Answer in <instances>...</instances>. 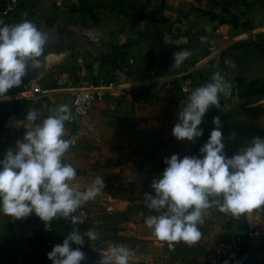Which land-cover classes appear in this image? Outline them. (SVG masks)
Here are the masks:
<instances>
[{
  "label": "crops",
  "instance_id": "obj_1",
  "mask_svg": "<svg viewBox=\"0 0 264 264\" xmlns=\"http://www.w3.org/2000/svg\"><path fill=\"white\" fill-rule=\"evenodd\" d=\"M88 10L110 18L116 42L140 37L155 43L160 39L161 45L138 44L103 58L81 53L49 68L46 79L38 83L42 94L35 100L6 93L10 99H0V160L7 149L15 150L16 141L27 130L24 125L34 126L25 119L29 110H37L43 119L50 108L69 104V87L111 78L114 88L86 115L65 126L67 131L72 124L78 137L70 160L73 166L87 163L93 180L104 167L111 178L106 181L116 187L97 196L105 210L111 206L107 215L115 212L121 217L112 226L116 241L107 242L127 246L130 260L142 264H205V256L216 243L234 241L245 225L250 250L245 252L240 244L224 262L264 264V211L253 210L234 219L210 208L200 226L201 239L192 246L161 241L144 223L145 217L158 214L147 208L144 193L155 195L151 182L162 174L165 158L172 154L183 158L190 152L200 156V148L215 127L214 117L229 120L220 125L227 157L252 138H264V0H18L11 16L18 20L39 14L79 16ZM209 45L216 51H207ZM182 49L192 55L174 67L173 54ZM217 71L231 84V95H221V107L212 106L205 113L198 126L202 136L177 140L172 129L190 94L181 93L178 85L188 80L192 91L210 82ZM57 78H61L59 86ZM72 185L86 189L79 176ZM37 232L25 217L14 219L0 213V264H26L34 259Z\"/></svg>",
  "mask_w": 264,
  "mask_h": 264
},
{
  "label": "clouds",
  "instance_id": "obj_2",
  "mask_svg": "<svg viewBox=\"0 0 264 264\" xmlns=\"http://www.w3.org/2000/svg\"><path fill=\"white\" fill-rule=\"evenodd\" d=\"M48 41V34L29 20L15 24L0 20V99H10L6 93L22 84L29 66L33 70L42 67L40 57ZM191 55L189 49L175 52L173 66L180 67ZM231 87L219 71L214 72L210 82L190 92L172 135L188 141L202 136L198 127L202 118L212 106L221 107L220 97L231 95ZM39 117L35 109L26 113L25 119L34 126L24 125L27 130L16 141L15 150L7 149L0 160V213L20 219L34 212L45 224L59 218L70 219L74 225L83 223L87 216L77 215L78 209L94 200L105 183L97 176L84 190L72 185L77 171L65 162L72 146L65 138L66 123L75 120L72 108L61 104L50 108L43 119ZM220 123L219 117L213 118L215 127L200 148V156L166 157L162 174L151 182L155 195L144 193L147 208L158 213L145 217L144 223L159 240L194 245L202 236L204 214L213 207L234 219L253 210L264 211V138H252L227 157ZM85 237L90 242L99 238L94 228L83 235L74 228L47 254L48 259L53 264H80L85 254L70 242L83 246ZM130 255L123 244L109 245L100 251L99 264H130Z\"/></svg>",
  "mask_w": 264,
  "mask_h": 264
},
{
  "label": "water",
  "instance_id": "obj_3",
  "mask_svg": "<svg viewBox=\"0 0 264 264\" xmlns=\"http://www.w3.org/2000/svg\"><path fill=\"white\" fill-rule=\"evenodd\" d=\"M23 20L34 23L38 29L46 32L49 41L45 45V51L40 57L42 67L40 69H29L22 84L10 89L20 96H28L34 83L46 79L48 70L53 65L65 64L77 55L84 53L92 57H105L109 54H120L134 45L157 46L158 44L144 38H131L123 42L114 41L111 36H105L110 27L109 17L86 16V15H59L47 17L42 14L29 16ZM23 20L11 22L19 23ZM208 29L206 24L203 25ZM229 120L223 119L220 125Z\"/></svg>",
  "mask_w": 264,
  "mask_h": 264
},
{
  "label": "rangeland",
  "instance_id": "obj_4",
  "mask_svg": "<svg viewBox=\"0 0 264 264\" xmlns=\"http://www.w3.org/2000/svg\"><path fill=\"white\" fill-rule=\"evenodd\" d=\"M112 27L108 28L106 33H104L105 36L110 35L111 36ZM114 41H117V39L112 38ZM110 56H113L112 54H109ZM73 131L72 124L69 125L68 130L66 131L65 138L68 133ZM77 135V134H76ZM77 141L78 137L76 136L75 144L72 145L69 149V151L66 154L65 162L70 163L73 165L70 160L72 159V156L75 152V148H77ZM77 171V176L81 177L83 179V186L85 188L89 187L93 181V178L90 179L88 176L89 174V166L88 164L81 165L79 167H75ZM105 171L100 172L98 176H101L104 178L105 189L101 192L104 193L106 190L112 191L113 188H116L112 183H109V181H106L110 178V172L106 171V168L103 167ZM114 191V190H113ZM103 202L98 197L94 200L88 201L87 203L83 204L80 209H78L77 215L80 213H83L87 216V219L83 223H79L77 225H74L71 223L70 219L66 218H59L52 220V224L50 225V230L46 232L44 236H41L40 238L35 237V242L37 246V240H42L41 238H46L50 243L62 244L63 240L66 238L67 234L71 232L74 228H78L83 235L87 229L94 228L97 232L98 239L95 241L90 242L87 237H85V244L83 246L76 245L74 243H71V247L73 249L79 247L81 251L85 254V259L80 262V264H99L100 260V251H104L110 244L107 242L106 239H113L116 241L115 233L116 231L112 227L113 225L119 223L121 221V217L118 214L111 213L109 215L106 214V210L103 208ZM27 221L31 222L33 225L36 226V228H40L41 225V219L33 212L27 217H25ZM109 225V228L105 225ZM108 228V229H107ZM33 240V239H32ZM33 240V241H34ZM44 243V241L42 240ZM35 246V247H36ZM44 248V249H43ZM42 249L44 252H47V254L53 249L52 247L49 248V246H44ZM46 254V257L43 259L44 264H53V262L48 259V256ZM130 264H142L135 262L133 260H130Z\"/></svg>",
  "mask_w": 264,
  "mask_h": 264
},
{
  "label": "built area",
  "instance_id": "obj_5",
  "mask_svg": "<svg viewBox=\"0 0 264 264\" xmlns=\"http://www.w3.org/2000/svg\"><path fill=\"white\" fill-rule=\"evenodd\" d=\"M18 0H1L0 1V18L9 20L11 14L17 7ZM207 51L215 52V48L212 45L207 47ZM56 84H61V78L56 79ZM115 86V82L111 78L99 79L96 81L78 82L74 86L69 87L68 92V105L73 110L75 117H81L87 114V112L94 106L98 101H101L106 93L110 92ZM178 89L181 93L189 94L191 92L190 82L188 80L182 81L178 85ZM20 99L35 100L42 94L41 87L38 83H34L31 87V93L28 96H20L14 92ZM79 110V111H78ZM66 139H70L72 145L75 144L76 133L71 131L67 134ZM187 155H196L194 152H190ZM106 209L111 210V206H107ZM51 223L45 224L41 221L40 228H36L37 236L40 238L44 236L47 231L50 230ZM44 241V246L54 247L55 243H50L46 238H41ZM240 248V241L236 238L234 241L223 242L220 241L214 245L212 250L205 256V264H224V258L229 254L237 252Z\"/></svg>",
  "mask_w": 264,
  "mask_h": 264
},
{
  "label": "trees",
  "instance_id": "obj_6",
  "mask_svg": "<svg viewBox=\"0 0 264 264\" xmlns=\"http://www.w3.org/2000/svg\"><path fill=\"white\" fill-rule=\"evenodd\" d=\"M98 5H99V8L100 7H106L105 5H102V4H98ZM86 16H93L92 11L88 10L86 12ZM1 20H3L7 24H10L11 22L18 20V17L15 15H12L9 20L2 19V18H1ZM157 44L161 45L160 39L157 40ZM113 55H118V54H113ZM234 58H236V57H234ZM7 93H12V92L9 90ZM50 223L52 224V222H50ZM240 231H241V233L238 236V239L240 241V244H242V249L245 252H248L250 250V243H249L248 238H247L248 228L245 225H243L241 227ZM37 242H38L37 247H36L37 255L34 259L29 260L26 264H44L43 259L46 257L47 252L43 251L44 244H43L42 240H37Z\"/></svg>",
  "mask_w": 264,
  "mask_h": 264
}]
</instances>
